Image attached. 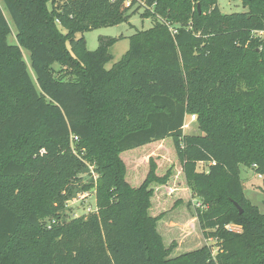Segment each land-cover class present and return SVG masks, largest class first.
<instances>
[{
	"label": "trees",
	"instance_id": "obj_1",
	"mask_svg": "<svg viewBox=\"0 0 264 264\" xmlns=\"http://www.w3.org/2000/svg\"><path fill=\"white\" fill-rule=\"evenodd\" d=\"M242 1L247 11L224 14L218 0H0V264H264V213L240 176L254 168L264 191V0ZM140 9L154 24L111 69L115 38L90 51L76 37ZM187 114L202 135L184 132ZM162 141L216 252L167 258L150 209L172 170L159 175L151 158L138 186L128 179L122 154ZM89 165L99 177L82 190L95 189L97 208L63 220Z\"/></svg>",
	"mask_w": 264,
	"mask_h": 264
},
{
	"label": "rangeland",
	"instance_id": "obj_2",
	"mask_svg": "<svg viewBox=\"0 0 264 264\" xmlns=\"http://www.w3.org/2000/svg\"><path fill=\"white\" fill-rule=\"evenodd\" d=\"M218 5L224 14L245 12L248 10L242 0H218ZM5 12L13 30L8 40L10 43L16 44V27L6 9ZM142 12L143 10L140 9L132 14L128 21L121 24L78 33L76 37H83L84 46L90 51L98 48L100 43L99 38L101 36L115 38L116 41L109 48L112 59L106 64V68L111 69L129 50L130 36L138 30H145L153 26V17H145L142 15ZM59 28L63 33H67L64 27L59 26ZM67 47L70 51L72 50L69 41L67 42ZM24 54L25 60L30 63L29 51L24 50ZM54 68L56 75L61 76L62 73L57 72L62 68L61 65L55 63ZM185 123L184 132L186 134H203L197 120L192 121L188 116L186 117ZM167 140L171 143L173 142L171 139ZM169 142L162 141L152 146L140 147L124 152L122 156L125 157L128 164V176H131L134 180L127 177L134 186H138V183H141V180L146 177L149 169V160L151 158L158 165L159 175L165 174L169 169L172 170V176L166 185H154L155 194L152 199V208L150 209L151 215L162 214L157 222V231L162 237L165 248L169 249L167 258L177 257L186 252L201 248L206 244L211 245L214 252H216L218 249L216 239H207L204 237L196 216L197 205L202 203V201L188 187L182 164ZM130 152H133L132 155H127ZM93 168L94 165H89V169L81 174L80 181L74 183L73 194L67 201L65 210L62 211L63 220L68 221L96 210L95 189L91 191L82 190L84 184L87 185L93 181H97H95L92 172ZM197 169L198 171H207L209 169V163L201 162L198 164ZM240 170L244 195L264 213V191L261 188L263 177L252 167L241 165ZM83 192H90V195L86 198H80V194Z\"/></svg>",
	"mask_w": 264,
	"mask_h": 264
},
{
	"label": "built area",
	"instance_id": "obj_3",
	"mask_svg": "<svg viewBox=\"0 0 264 264\" xmlns=\"http://www.w3.org/2000/svg\"><path fill=\"white\" fill-rule=\"evenodd\" d=\"M130 1H128L127 2V4L128 5H130ZM170 30L173 32V33H175L177 30L175 29V27H170ZM190 117V119L192 120V121H194V120H197V116L195 115V114H192V115H189V114H187L186 115V117ZM185 120H186V118H185ZM186 124V123H185ZM78 139V137L77 136H72V140H77ZM93 174H94V178H95V181L97 180V178L99 177L98 176V174H96V172L94 171V168H93ZM261 176V175H260ZM90 195V192H83L82 194H80V198H86V197H88ZM198 207H201L202 206V203H199L198 205H197ZM227 228H229V229H231V230H235V231H239L240 229H239V227L237 228V226L235 227V226H233V225H228L227 226Z\"/></svg>",
	"mask_w": 264,
	"mask_h": 264
},
{
	"label": "water",
	"instance_id": "obj_4",
	"mask_svg": "<svg viewBox=\"0 0 264 264\" xmlns=\"http://www.w3.org/2000/svg\"><path fill=\"white\" fill-rule=\"evenodd\" d=\"M235 205L240 209V212L242 213L243 209L240 207V205L237 202H235Z\"/></svg>",
	"mask_w": 264,
	"mask_h": 264
}]
</instances>
